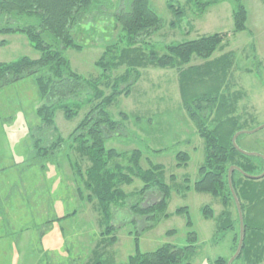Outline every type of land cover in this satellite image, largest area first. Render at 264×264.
<instances>
[{
  "label": "rangeland",
  "instance_id": "1",
  "mask_svg": "<svg viewBox=\"0 0 264 264\" xmlns=\"http://www.w3.org/2000/svg\"><path fill=\"white\" fill-rule=\"evenodd\" d=\"M199 1L204 3L206 0ZM150 2L162 23L142 44L144 51L164 54L169 44L226 33L225 41L210 60L231 53L233 65L228 80L231 92L239 96L236 113L247 120L250 130L264 125V0H241L247 10V21L246 28L238 32L234 31L233 11L237 5L234 0H223L206 8L193 0ZM170 4L185 11L184 19L176 25H171L176 15ZM95 28L82 34L74 33L83 49L64 50L73 69L90 79L101 77L102 71L96 62L106 46L118 42L122 34L121 25L112 16L97 22ZM3 39L8 41L6 45H1ZM40 55L27 36L0 35V62L22 56L37 59ZM203 62L194 56L191 64ZM123 71L124 68H120L113 76ZM41 103L34 77L0 86V264H85L89 261L121 264L135 253L137 237L143 252L167 243L184 248L192 244L188 240L190 231L197 233V241L177 264H216L220 257L232 259L234 239L241 232L235 205H231L232 217L220 215L224 209L220 198L186 188L188 183L193 186L201 177L205 148L195 123L183 108L176 69H142V77L131 95L119 96L108 108L113 118L123 125L120 132L107 138L105 143L107 149L114 148L120 153L110 162V167L116 163L127 165L134 150L143 153V169H148L151 164L164 166V181L171 187L166 210L170 217L159 212L154 213L155 217L142 216L132 209L134 203L141 202L146 207L160 199L156 189L144 195L138 193L143 182L136 178L132 184L122 186L129 197L123 206L112 208L111 223L116 227L110 235L104 230L106 224L102 225L97 200H85L90 192L78 169L81 168L86 177L91 162L81 156L69 140L89 104H85V110L71 120L65 117L61 108L57 109L55 123L65 143L60 150L45 156L38 155L34 140L40 135L44 138L42 144L49 145L55 133L49 130L42 135V120L36 112ZM121 112L128 114L126 120L121 118ZM244 135L241 149L264 157V127ZM256 149L263 154L254 151ZM181 151L190 154V160L187 165L177 166L176 156ZM78 189L82 190L83 199L79 197ZM205 206L213 208L214 217L204 215ZM182 207L189 209L192 228L187 226V214L177 213ZM246 213L248 218L254 214L252 211ZM65 214L69 217L56 220ZM256 216H261L259 209ZM244 217L243 212V220ZM107 235H115L116 242L105 244L103 240ZM259 236L252 235L251 240L258 247L248 252L256 259L255 263L260 261L258 264H261L264 243ZM244 261L234 264H247Z\"/></svg>",
  "mask_w": 264,
  "mask_h": 264
},
{
  "label": "trees",
  "instance_id": "2",
  "mask_svg": "<svg viewBox=\"0 0 264 264\" xmlns=\"http://www.w3.org/2000/svg\"><path fill=\"white\" fill-rule=\"evenodd\" d=\"M193 1L206 8L223 0H206L204 3L199 0ZM234 1L237 3L233 11L234 31L238 32L246 28L247 10L241 0ZM170 7L176 15L171 25H176L178 21L184 19L185 11L173 4H170ZM105 11H108V14H104ZM111 16L121 25L122 34L118 42L106 46L96 62L101 68V77L86 78L73 69L71 62L64 55V50L83 49L75 40L74 33L94 31L97 22ZM161 23L162 20L152 8L150 0H0V35L23 34L27 36L31 46L41 53L37 59L22 56L13 61L0 62V86L19 82L26 77H34L42 101L36 109L42 120V135L49 130L55 133V138L49 145L42 144L43 136L38 135L34 140V148L38 155H50L60 150L65 143V138L59 134L55 123L57 109L61 108L65 117L71 120L81 110H85V104H89L88 111L84 112L69 140L72 141V147L91 162L86 177L78 165L79 174L90 192L88 200L90 202L97 200L102 225L106 224L104 230L110 235L116 227L111 223L112 208L123 206L129 197L122 186L132 184L136 178L143 182V187L138 193L144 195L156 189L160 199L146 207L141 202L134 203L132 209L142 216L155 217L154 213L159 212L165 217H170L166 210L171 187L164 181V166L151 164L148 169H143L141 167L143 153L141 150H134L127 165L116 163L110 167V162L120 156V153L114 148L107 149L105 143L107 138L119 133L123 125L113 118L108 108L119 96L131 95L133 87L142 77V69L148 67L176 69L183 108L195 123L205 148V160L200 167L201 177L193 186L188 183L186 188L220 198L224 208L220 215L230 218L231 205H235L236 214L238 209L229 184V170L232 166L237 167L233 170L231 178L245 214L244 241L240 254L232 264L242 262L249 250L258 247L251 240L252 235H255L253 232L264 229L263 225L260 226V223L264 222V177L252 179L246 177L244 173L255 176L262 174L264 158L258 153L245 154L233 143V138L238 132L251 128L247 120H243L242 116L236 113L239 96L231 92L228 80L233 56L226 53L210 60L225 41L227 34L214 33L190 41L169 44L164 54L155 50L144 51L142 44L160 28ZM87 24L90 26L86 27ZM7 43L5 39L1 41V45ZM194 56L205 62L192 65ZM120 68H124L123 73L113 76V72ZM105 89L110 92L107 94ZM120 114L123 120L128 118L126 112ZM244 136L242 133L236 139L240 148ZM254 151L263 154L258 149ZM176 157L177 166L187 165L190 160V154L183 151ZM171 178L175 179V176L172 175ZM80 193L83 195L82 190ZM257 209L261 212L259 217L256 216ZM251 211L254 214L248 218L246 212ZM203 212L207 218L215 215L210 206H205ZM177 213L187 214V226L193 227L188 207L179 208ZM238 222L240 223L239 219ZM109 235L103 240L107 245L117 240L115 235L111 237ZM188 240L192 244L184 248L167 243L153 251L143 252L137 237L135 253L121 264H177L188 250L194 248L197 233L190 231ZM239 240L240 231L234 239V252L237 251ZM228 262L229 260L223 257L216 260V264ZM258 263L260 261L256 264ZM85 264L115 263L89 261Z\"/></svg>",
  "mask_w": 264,
  "mask_h": 264
},
{
  "label": "water",
  "instance_id": "3",
  "mask_svg": "<svg viewBox=\"0 0 264 264\" xmlns=\"http://www.w3.org/2000/svg\"><path fill=\"white\" fill-rule=\"evenodd\" d=\"M262 127H264V125L256 128V129H253V130H250V131H247V130H244V131H241V132H238L234 138H233V143L234 145L240 150L242 151L243 153L245 154H256V153H253V152H248V151H244L242 150L238 145H237V142H236V139L237 137L240 135V134H245V133H254V132H257L259 129H261ZM237 168L236 166H232L229 170V184H230V188L232 190V193H233V196H234V199H235V202H236V206H237V209H238V212H239V216H240V225H241V232H240V240H239V245H238V248H237V251L235 252L234 256L232 257L231 260H229L228 264H232L233 261L238 257V255L240 254L241 250H242V247H243V241H244V220H243V212H242V208H241V204H240V201L234 191V188H233V185H232V172L233 170ZM246 177L248 178H252V179H261L264 177V171L262 174L260 175H249L247 173H244Z\"/></svg>",
  "mask_w": 264,
  "mask_h": 264
},
{
  "label": "crops",
  "instance_id": "4",
  "mask_svg": "<svg viewBox=\"0 0 264 264\" xmlns=\"http://www.w3.org/2000/svg\"><path fill=\"white\" fill-rule=\"evenodd\" d=\"M78 191H79V189H78ZM79 193H80V191H79ZM79 197L83 199V195H81V193H80ZM85 200H88L87 196L85 197ZM67 217H69V215L68 214H65L63 216L57 217L56 220L59 221V220L65 219ZM260 225H263V227H264V222H263V224H260ZM253 234H255V235H261L259 237L260 238H263V243H264V229L262 231H257L256 233L253 232ZM249 257H252V256H250V252L247 253L246 258L244 259L245 260L244 263H247V264H256L254 262V260H256V259L254 257H252L251 259H249ZM261 264H264V260H263V262Z\"/></svg>",
  "mask_w": 264,
  "mask_h": 264
},
{
  "label": "flooded vegetation",
  "instance_id": "5",
  "mask_svg": "<svg viewBox=\"0 0 264 264\" xmlns=\"http://www.w3.org/2000/svg\"><path fill=\"white\" fill-rule=\"evenodd\" d=\"M264 158V157H263Z\"/></svg>",
  "mask_w": 264,
  "mask_h": 264
}]
</instances>
